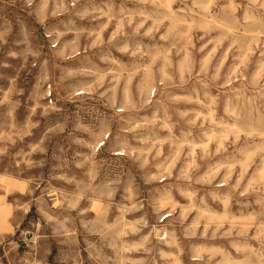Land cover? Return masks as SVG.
I'll return each mask as SVG.
<instances>
[{
    "label": "clouds",
    "instance_id": "9594fccd",
    "mask_svg": "<svg viewBox=\"0 0 264 264\" xmlns=\"http://www.w3.org/2000/svg\"><path fill=\"white\" fill-rule=\"evenodd\" d=\"M0 264H264V0H0Z\"/></svg>",
    "mask_w": 264,
    "mask_h": 264
}]
</instances>
